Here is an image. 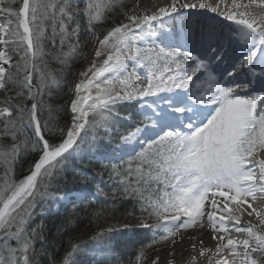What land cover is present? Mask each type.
Returning a JSON list of instances; mask_svg holds the SVG:
<instances>
[{"label": "snow or ice", "instance_id": "snow-or-ice-1", "mask_svg": "<svg viewBox=\"0 0 264 264\" xmlns=\"http://www.w3.org/2000/svg\"><path fill=\"white\" fill-rule=\"evenodd\" d=\"M117 8L124 19L97 33L93 58L74 77L71 124L42 123L43 96L61 86L44 57L70 71L86 58L90 41L81 35H91ZM182 10H197V30L185 32L190 50L141 47L152 37L168 39L157 23ZM199 10L214 15L201 21ZM0 21V90L6 93L0 100V264H35V245L39 241L43 249L47 235L46 226L34 222V209L63 199L52 185L68 161L86 169L91 148L82 145L94 144L101 128L108 136L121 120L133 121L119 135L132 155L126 166L105 172L118 181L120 196L154 221L121 226L152 233L148 243L137 241L129 264H159V256L149 260V250L170 243L174 252L187 230L206 227L214 246L189 233L196 256L187 264L199 258L207 264H264V0L216 6L170 0L153 11H141L139 0L127 11L124 0H84L83 7L78 0H0ZM133 101L137 111L121 116L118 107ZM47 111L51 116L57 108ZM33 153L38 158L28 174L15 180V165ZM83 248L71 244L53 264H78Z\"/></svg>", "mask_w": 264, "mask_h": 264}, {"label": "trees", "instance_id": "trees-1", "mask_svg": "<svg viewBox=\"0 0 264 264\" xmlns=\"http://www.w3.org/2000/svg\"><path fill=\"white\" fill-rule=\"evenodd\" d=\"M135 0H126L125 10ZM81 7L84 6V0H78ZM123 16L120 15L119 8L114 13H109L108 22L100 23L93 35H97L106 29H109L112 24L119 23ZM85 25L84 18L81 17V27ZM89 36L81 35V40H87ZM67 49L65 48V51ZM45 51H50V47L46 46ZM48 68L54 70L61 77V86L54 88L49 94L43 96L44 106L40 109L39 118L42 123L51 121L59 127H64L70 124V96L68 88L70 84L72 69L69 71L65 68L60 71L59 65L50 57L45 56ZM70 63H72L70 61ZM4 93L0 90V100L3 99ZM15 102V101H13ZM56 106L57 111L51 116L47 111V106ZM135 105L131 103H124L120 105L117 111L120 115H127L134 113ZM125 121L121 120L116 127L112 129L110 134L106 136L101 129L97 137L98 142L91 145H82L87 150L91 148L89 159L85 161L86 169H82L80 162L68 161V167L56 182L52 185L54 189H58L56 196L68 194L66 202H59L52 200L49 202L45 200L42 205L34 209L33 220L36 224L43 223L47 235V243L42 249L41 243L37 241L35 248L37 256L34 258L35 264H53L54 261H60L66 251L70 249L73 243L83 244L88 252V256L84 254L83 257L75 259L78 264H129V261H134L138 254L137 241L148 243L151 235L146 229L134 228L131 230H121V226L125 224L128 217L147 216V213H141L139 206L135 205L122 196H120L117 187L118 181L109 180L105 168L113 165L118 167L126 166L125 156L118 158L120 153L119 135L124 132L126 128ZM119 127L118 129H116ZM47 138V129H44ZM31 134V130L28 131ZM91 139V133L89 136ZM8 143V140L4 141ZM99 149V151H98ZM36 153H33L20 160L14 168V179L19 180L28 174L30 164L37 159ZM97 185L102 191H97ZM77 192L80 195L73 197ZM56 205V208H54ZM98 214L93 216L92 213ZM132 213V215H129ZM67 220L68 223L61 227L63 222ZM59 228V231L57 230ZM108 229H116L110 235L101 238V241L93 240L97 233L106 231ZM168 244H157L154 249L148 251L150 257L155 251L165 247ZM99 252L101 257H92V252ZM79 257V256H78Z\"/></svg>", "mask_w": 264, "mask_h": 264}, {"label": "bare ground", "instance_id": "bare-ground-1", "mask_svg": "<svg viewBox=\"0 0 264 264\" xmlns=\"http://www.w3.org/2000/svg\"><path fill=\"white\" fill-rule=\"evenodd\" d=\"M206 4H210L212 6H216L218 3L223 5L225 3H228L229 5L233 2V0H204ZM234 2L239 3L240 0H234ZM170 3V0H139L140 4V10L143 11L145 8H147L149 11H153L161 6H166ZM137 0L131 5L129 10H132L136 7ZM193 12H197V10H182L179 14H173L175 16V19L171 18H165V22L163 25H160L157 23V29H163L164 32L169 34L168 39H164L161 37V39H156L155 37H152L148 40H146L141 47H154V46H164V47H179L183 45L182 50L188 51L190 50V45L185 41V32L189 35H192L197 30V25L195 24V20L197 16L193 15ZM199 19L201 21H205L214 14L210 12H204V10H199L197 13ZM224 23H227L226 21ZM93 47H90L87 57L84 59L82 67L86 68L88 66L89 60L93 58ZM131 61H129V64L131 65ZM257 63V68L259 71V63ZM138 72L141 76L145 75V72L143 69H138ZM219 199V198H218ZM245 219H248L245 216ZM253 219V222H255V218ZM242 220V224H243ZM189 233L191 234V237L195 240H200L202 238L203 243L205 247H213L214 241L211 239L212 231L211 228L206 227L203 232L199 230H187L185 232V239L183 243H177L175 246V250L173 252L172 245H170L167 249L157 253L154 255L152 259H156L157 256H159V264H167L168 261H174V264H187V261L192 257L196 256L195 252H192L191 250V241L189 239ZM199 246V245H197ZM182 249H185L182 253ZM198 264H207L206 260L203 258L198 259Z\"/></svg>", "mask_w": 264, "mask_h": 264}, {"label": "rangeland", "instance_id": "rangeland-1", "mask_svg": "<svg viewBox=\"0 0 264 264\" xmlns=\"http://www.w3.org/2000/svg\"><path fill=\"white\" fill-rule=\"evenodd\" d=\"M136 1V0H135ZM134 1V2H135ZM126 2V0H124V3ZM133 2V3H134ZM133 3L131 4V5H133ZM131 5L128 7V10L130 9V7H131ZM124 19V17H122V19L121 20H123ZM0 22H2V21H0ZM88 41H90V43H88L86 46H85V48L83 49V53H84V55L87 57V53H88V51H89V49H90V47H93V45H94V43H95V40H96V35H93V34H91V35H89V37H88V39H87ZM83 61H84V59H81V60H79V61H77V63L74 65V67H73V69H72V74H71V81H70V84H69V88H68V93H69V96H70V101H71V99L72 98H74V96H73V94H72V89L74 88V86H75V83H77V80L74 78L75 77V75H76V73H78L79 71H81V70H83L84 69V67H82V64H83ZM131 104H133V105H135V107H136V110L135 111H137V109H138V107H139V103L138 102H136V101H133V102H131ZM70 107V106H69ZM128 115V114H127ZM121 116H123V115H121ZM139 119V117H134V120H138ZM123 121H125L126 123H122L123 125L124 124H126L125 126H126V128L125 129H127V128H130L131 126H132V124H133V121H127V120H123ZM70 124H71V115H70ZM69 124V125H70ZM119 127H117L116 129H118ZM101 130H102V132H104V129L103 128H101ZM115 130V129H114ZM154 138V137H153ZM99 139H100V137L98 138L97 137V139H96V141L95 142H98L99 141ZM121 143V142H120ZM135 149H136V151H139V146L137 145V146H135ZM121 155L122 156H125V158H127L126 160H129V158H130V156L132 155V148H128V147H122L121 145H120V153L117 155V157L116 158H118L119 156L121 157ZM0 171H2V169H0ZM16 180V179H15ZM18 181V180H17ZM80 194L79 193H77V192H75L74 193V195H73V197H75V196H79ZM58 196H60V197H63V199H58V201L59 202H66L67 200H68V194L66 195V194H62V195H58ZM54 208H56V205H54ZM140 219H145V220H147L149 223H153L154 221H152L151 219H149L148 218V216H140V217H136V216H131V217H128L127 219H126V221H125V224H130V223H134V222H136V221H138V220H140ZM147 231H148V233L150 234V235H152V233L148 230V229H146ZM93 240H98V241H101L97 236H96V239H93ZM13 243H15V242H13ZM159 244V243H158ZM171 244L169 243L168 245H166L165 247H163V248H161V249H159V250H157V251H155L150 257H149V260H151L153 257H154V255H156L157 253H159V252H161V251H163V250H165V249H167L169 246H170ZM88 252H91V251H89L88 249H86L85 247L83 248V250L81 251V253L77 256V258H81V257H83L84 256V254H88ZM92 257H101V254H99V252L97 251V252H92ZM88 256V255H87ZM76 258V259H77Z\"/></svg>", "mask_w": 264, "mask_h": 264}]
</instances>
